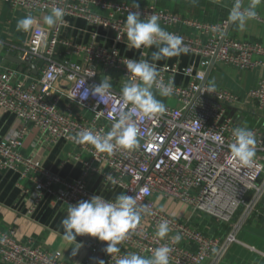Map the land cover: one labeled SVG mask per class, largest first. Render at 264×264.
Wrapping results in <instances>:
<instances>
[{
	"label": "built area",
	"instance_id": "built-area-1",
	"mask_svg": "<svg viewBox=\"0 0 264 264\" xmlns=\"http://www.w3.org/2000/svg\"><path fill=\"white\" fill-rule=\"evenodd\" d=\"M0 3L20 8L25 16L31 14L40 21L52 7H62L64 17L81 18L94 28L113 31L116 42L126 37L117 39V33L125 31L129 11H140L142 19L156 14L163 29L183 36L189 53L199 55L197 66L156 64L158 82L167 85L174 79L173 94L168 97L177 104H166V112L153 117L134 115L140 135L134 150L117 146L112 153L98 152L91 144L77 143L74 138L83 129L100 135L111 129L117 110L124 108L123 84L131 78L124 63L128 58H141L127 56L95 39L75 43L60 37L59 24L46 29L40 22L29 44L18 47V58L28 66L27 71L0 65V111H9L16 117L12 129L0 138V168L14 171L28 182L29 188L25 190L32 192L34 204L49 194L67 211L69 204L99 195L92 191L97 180L106 188H117L121 194L136 198L137 205L145 209L140 224L118 245L119 253H106L105 241L92 264L100 260L116 264L118 258L129 252L150 257L155 248L163 245L172 250L169 264H219L264 194V131L247 127L256 139L252 167L232 161L228 145L233 142V129L242 126L236 123L230 109L243 98L215 83L213 91H205L213 83L204 79L205 72L213 58L214 64L241 72L264 69V42L224 35L226 21L184 18L154 3L139 4L138 9L124 0ZM252 20L264 25V16L259 12ZM177 26L188 27L191 32H180ZM28 64L35 66L36 76L30 73ZM89 73L95 75L88 76ZM177 76L183 81L176 82ZM105 77H110L111 91L81 102L78 91L99 84ZM83 79L85 83L80 88ZM152 90L160 96L155 84ZM245 97L263 109L264 78L254 80ZM132 107L129 103L125 110ZM30 128H35L41 139L49 143H68L74 150L69 158L82 165L80 176L71 180L61 177L46 169L38 156L24 154L22 141ZM218 134L222 144L214 140ZM198 217L226 228L220 235L209 232L195 222ZM165 220L170 231L159 239L155 235L157 225ZM178 234L181 240L176 243L173 238ZM81 237L82 245L93 255L101 241L87 234ZM0 264L70 263L42 244L33 240L22 242L13 230L0 228Z\"/></svg>",
	"mask_w": 264,
	"mask_h": 264
},
{
	"label": "crops",
	"instance_id": "crops-1",
	"mask_svg": "<svg viewBox=\"0 0 264 264\" xmlns=\"http://www.w3.org/2000/svg\"><path fill=\"white\" fill-rule=\"evenodd\" d=\"M124 1L132 3V0ZM137 3L141 5L154 3L164 9L178 12L184 18L219 23L228 22L229 10L234 1L137 0ZM250 3L251 0H243L242 6L246 8ZM96 11L103 13L100 10ZM256 11L264 16V3L258 4ZM23 17H25V12L22 9L13 8L8 3H0V65L15 67L20 72H26L28 66L23 63L12 62L6 56L18 58V47L29 44L40 22L44 28L50 29L43 20L40 21L39 18H35L37 23L32 31L28 33L18 31L16 28L17 20ZM64 19L68 21L69 26L60 25V37L75 43L95 39L99 44L116 47L127 56L143 59H150L151 53L156 51L155 46L145 50L129 49L126 37L123 41L116 42L113 31L94 28L81 18L66 16ZM177 29L185 34L191 32L185 26H177ZM227 35L236 39L251 38L264 42V25L249 20L245 29L240 31L236 24L232 23ZM141 53H146V55L142 57ZM199 61V55L188 52L156 61L155 64L177 63L179 66H197ZM30 73L33 76L37 75L35 66L34 69L30 67ZM258 78H264V69L241 72L231 66L220 64H214L207 77L209 81L228 88L243 98L235 108L230 109V113L237 124L242 127H259L264 131V108L260 109L256 103L245 97L248 88ZM182 81L183 78L177 76L176 82ZM186 82L187 79L184 78V84ZM174 103V105L177 104L176 101ZM15 121L16 117L13 113L0 111V138L12 129ZM21 150L26 155H35L41 158L46 169L61 177L71 180L80 176L82 165L80 162L69 158V154L74 150L63 140L55 144L49 143L41 139L35 128H30L23 138ZM26 188H29L28 182L21 179L18 173L10 169L0 168V228L13 230L15 237L22 242L33 240L35 243L42 244L44 247L57 252L61 258L70 264H88L92 254L89 249L82 245L81 235L76 237V241L82 246L75 255L72 254V247H75V244L65 243L61 238L63 234L61 220L67 214L65 206L49 194H45L34 204L32 192L26 191ZM92 191L107 199H115L121 194L119 189L106 188L99 180L93 183ZM196 220L195 222L200 226L217 235L222 234L226 228V225L215 224L209 220L200 221L199 217ZM236 237L237 240L230 244L225 257L219 264H264V194L256 210L247 219Z\"/></svg>",
	"mask_w": 264,
	"mask_h": 264
},
{
	"label": "clouds",
	"instance_id": "clouds-1",
	"mask_svg": "<svg viewBox=\"0 0 264 264\" xmlns=\"http://www.w3.org/2000/svg\"><path fill=\"white\" fill-rule=\"evenodd\" d=\"M264 3V0H251L248 7L242 6L243 0H234L233 6L229 10L228 22L236 24L240 31L246 27L249 20L257 16L256 6ZM132 7L139 8L137 0H132ZM65 11L62 7L54 6L50 12L43 17V22L49 28L61 25L68 27V21L64 19ZM160 17L156 14L147 15L141 18L140 11H129L125 21V31L117 33V39L126 36L127 47L129 49H141V47H156V51L151 53L150 59L128 58L124 63L127 73L131 78L122 87L124 108L117 110L115 122L111 129L103 135L96 134L92 129H83L75 136L77 143L91 144L98 152L112 153L115 147L119 146L125 150H134L140 142L139 129L134 121V115L142 114L144 117H153L166 112V105L162 100L157 99L153 92L155 84L158 93L162 97L173 94L174 79L167 85L158 82V72L156 61L187 54L189 48L184 44L181 35L168 32L160 26ZM37 21L28 14L17 20L18 31L28 33L32 31ZM43 39V37H41ZM39 42V41H38ZM146 53H141L145 56ZM95 75L94 73L87 74ZM85 81H81L80 88ZM79 88V89H80ZM215 88L214 82L205 91L211 92ZM112 89L110 77H105L99 84H92L83 87V91H78L80 101H85L92 97H102ZM77 96V95H76ZM74 96V97H76ZM73 97V98H74ZM129 103L133 106L130 110H125ZM233 142L228 145L232 161H236L242 167H252L256 156V139L254 133L247 127H236L232 131ZM214 140L223 143L221 135H216ZM115 141V143H113ZM147 191V189H145ZM145 209L137 205L134 196L120 194L114 200L104 198L102 195H94L87 200H80L75 204H69L67 214L61 220L63 228L62 240L68 244H75L72 247V254L75 255L82 246L76 241L78 235L87 234L100 241H107L104 251L108 254L120 252L118 246L128 235L130 230H135L141 222V213ZM170 231L167 220L157 225L156 237L163 239ZM178 243L181 236L178 234L174 238ZM171 248L167 245L155 248L150 257L129 252L116 260V264H169V253ZM98 264H104L103 260Z\"/></svg>",
	"mask_w": 264,
	"mask_h": 264
},
{
	"label": "water",
	"instance_id": "water-1",
	"mask_svg": "<svg viewBox=\"0 0 264 264\" xmlns=\"http://www.w3.org/2000/svg\"><path fill=\"white\" fill-rule=\"evenodd\" d=\"M232 23H229L227 24V27L225 29V32H224V35H227L228 34V31L230 29V26H231ZM6 58L12 62H15V63H18V64H21V60H19L18 58H14L12 56H9L7 55ZM32 69H34V65L33 64H28ZM214 65V58L211 60V63L209 65V67L207 68L206 72H205V78L204 79H207L209 73H210V70L212 69ZM105 241H101L99 247L96 249V251L93 253L92 257L90 258L88 264H92V262L94 261L96 255L100 252L101 248L103 247Z\"/></svg>",
	"mask_w": 264,
	"mask_h": 264
},
{
	"label": "rangeland",
	"instance_id": "rangeland-1",
	"mask_svg": "<svg viewBox=\"0 0 264 264\" xmlns=\"http://www.w3.org/2000/svg\"><path fill=\"white\" fill-rule=\"evenodd\" d=\"M154 92V91H153ZM154 94H156V97H157V99H160V100H162V102H164V104L166 105H174L175 103V99H173V98H170V97H162V96H157V93L156 92H154Z\"/></svg>",
	"mask_w": 264,
	"mask_h": 264
}]
</instances>
